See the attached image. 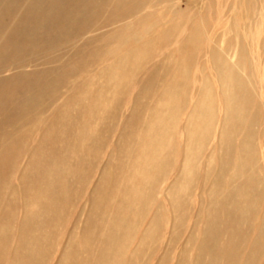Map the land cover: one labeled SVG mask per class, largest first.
Listing matches in <instances>:
<instances>
[{
    "label": "rangeland",
    "instance_id": "rangeland-1",
    "mask_svg": "<svg viewBox=\"0 0 264 264\" xmlns=\"http://www.w3.org/2000/svg\"><path fill=\"white\" fill-rule=\"evenodd\" d=\"M51 1L44 0L43 7L38 1L5 0L4 7L0 9V127H5L11 116L17 119L25 112L29 116V128L25 127V132L29 133L24 148H8L10 159L14 157L11 184L19 183L20 174L27 168V163L34 160L41 165L54 148L60 147L58 140L43 141V134L49 126L62 123L56 120L60 112H68L70 118L74 116L78 93L89 94V100L84 101H95L94 98L100 95L101 101L109 105L107 111H112V122L95 121L96 129L91 134L95 140L101 138L102 129L109 125L112 128L105 137V146L96 152L83 178L79 182H75L74 177L69 178V184L73 187L71 202L62 213L61 222L43 231V243L38 251L41 264H60L64 252L72 244L78 243L80 234L86 228L97 186L103 178L108 184L116 178L114 171L120 148L115 141L119 128L127 124L134 106L139 104L134 98L140 91V83L146 81L153 70L151 64H142L144 55L137 53L133 58L126 57V49L140 52L139 49L146 48L148 43L161 40L157 32L143 34L139 27L141 21L155 23L161 26V31H168L172 24L187 23L197 30H200L201 22L204 25L213 24V32L201 36L195 46V51L203 53L198 63L204 64L208 52L216 53V66L225 59L233 74L243 80L245 90L250 93L251 101L255 102L264 119L262 12L254 15L247 29L241 21L235 28L234 37L230 35L233 30L230 19L220 21L222 16L219 14V9L228 6L230 0H73L58 6ZM257 5L262 7L264 3L260 1ZM41 12L43 20L40 19ZM190 16L192 19L188 20ZM218 23L219 27L215 26ZM24 25H28L27 33L22 31ZM123 27L128 34L125 40L127 48L111 51L116 42L115 34ZM188 36L189 31L183 28L179 39L183 41ZM234 42L239 44L243 55H250L253 61L255 77L252 83L245 79L241 67H236L232 60L226 58L227 51H234ZM179 44L171 45L169 50L176 49ZM195 51L192 53H197ZM93 53L99 58L96 62H91L90 55ZM113 57L130 59L126 68L135 71L130 76L129 86L124 90L118 89L123 93L117 98L112 96V89L104 81L105 69ZM88 62L89 65L83 66L82 63ZM173 64V73L168 76L169 83L165 84H172L175 70L181 68L182 58L174 59ZM111 72L109 74L117 76L120 71L113 65ZM206 72L209 74V71ZM191 77L193 86H197L202 76L194 71ZM188 94L184 101L185 109L175 115L168 128L167 143L177 150L173 154H166L171 162L156 169L153 182L142 190L139 202L131 204L122 213L129 226L118 264H197V259L201 264H210L213 260L214 264H229V260L232 264H264V150L263 139L259 137L262 132L259 131L255 138L252 160L237 171L225 170L220 182L216 183L215 178L221 167L212 145L215 131H210L212 139L207 146H200L197 142L189 144L185 156L187 162L179 153L186 145V140L180 137V129L194 101L193 94ZM234 94L238 98L243 96L242 92L236 90ZM25 95L30 101L26 109L22 106ZM140 101L144 105L155 100ZM19 134L18 129L14 131V139L19 140ZM58 135L62 136L64 132L61 130ZM91 158L87 157V160ZM159 161L160 158L153 163L158 164ZM187 171L191 173L185 178L183 176ZM252 176L257 177L258 183L253 188V203L246 212L247 223L239 225L238 230L243 237L227 244L229 229L225 222L232 211L224 207L225 197L237 187H242ZM216 188L218 195L211 194ZM173 189L179 190L177 199L170 195ZM220 191L225 197H220ZM210 218L216 221L214 227L209 225ZM206 227L221 232L215 246L222 250L217 251L216 255L200 246L204 245L202 232ZM259 232L262 233L261 237L260 234L256 236ZM70 235L76 238L69 239Z\"/></svg>",
    "mask_w": 264,
    "mask_h": 264
},
{
    "label": "bare ground",
    "instance_id": "bare-ground-1",
    "mask_svg": "<svg viewBox=\"0 0 264 264\" xmlns=\"http://www.w3.org/2000/svg\"><path fill=\"white\" fill-rule=\"evenodd\" d=\"M4 1L0 0V9L4 7ZM32 1H38L43 7L45 6L44 0ZM52 1L58 6L73 0ZM230 1L228 6L219 9V14L221 13L222 16L220 21L230 19L233 28L230 35L236 37L235 28L241 21L245 23L244 27L247 29L256 13L264 14V6L257 5L260 1L264 3V0ZM43 16L41 12V20ZM190 19L191 16L188 20ZM139 25L143 34L157 32L160 42L152 41L146 48L139 49L140 52H132L126 49L125 40L128 34L123 27L115 34L116 42L110 50L119 51L124 48L128 52L126 57L130 58L140 53L144 55L142 64H151L153 70L149 78L140 83V91L134 98L139 104L134 106L127 124L119 128L115 141L120 148L119 161L114 171L116 178L109 184L103 178L102 183L97 186L93 210L88 216L86 228L80 234L78 241L76 240L78 243L72 244L71 248L64 252L60 264H118L120 249L129 226L128 220L122 213L131 204L139 202L142 190L153 182L156 169L171 162L166 154H173L177 150L171 143H167V132L175 115L185 109L184 101L188 93L193 94L194 101L189 106V115L180 129V137L186 140V145H183L179 151L185 161L189 144L197 142L200 146H207L212 139L211 130L216 133L212 145L221 167L219 175L215 178L216 183L220 182L225 170L237 171L252 160L256 146L255 138L259 131L262 132L259 137L263 139L264 150V119L255 102L251 101L250 93L245 90L243 80L233 74L225 59L216 66L214 62L217 55L214 52L207 53L204 64L198 63L203 53L195 51V46L201 40V36L213 32L215 29L213 24L204 25L201 22L200 30L187 23L172 24L168 31H161V26L151 24L147 20L141 21ZM219 25V23L215 24L217 27ZM27 26L24 25L22 28L24 33L28 32ZM183 28H187L189 36L180 41ZM179 42L176 49L169 50L171 45ZM233 44L234 51H227L226 58L232 60L236 67H241L245 79L252 83L253 61L250 55H243V50L237 42ZM194 51L197 53H192ZM176 58H182L181 68L175 70L172 84H165L169 83L168 76L173 73V60ZM90 59L91 62H96L99 58L93 53ZM129 62L128 58L113 57L111 64L105 69L104 81L107 87L112 89L114 98L122 95L123 92H119L118 89H126L130 84V76L135 74V71L126 68ZM89 63L82 64L87 66ZM112 64L119 69V75L109 74L112 73ZM194 71L202 76L197 86H193L191 79ZM235 90L242 92L243 96L238 98L234 94ZM26 95L22 104L24 109L28 108L30 103ZM87 98L89 100V94L78 93L75 102L77 111L72 118L66 111L57 115L56 120L62 123L58 126H49L42 140L45 142L58 140L60 147L54 148L41 165L34 160L27 163V168L21 172L17 185L11 184L10 180L14 157L10 159L8 148L14 147L18 150L24 148L29 133V131L25 132L29 128V116L27 112L17 119L11 116L5 127H0V147L3 149L0 151V264H41L38 251L43 243L41 240L43 231L61 222V215L71 202L73 187L69 184V178L74 177L75 182H79L96 152L105 146V137L111 130V125L100 131V139L95 140L91 134L96 129L95 121L112 122L110 117L112 111H107L109 105L101 101L100 95L94 98L95 101H84ZM152 99L155 101L144 105H142L143 101H140ZM17 129L21 136L19 140L13 137ZM61 130L64 135L59 136L58 132ZM90 156L92 158L87 160ZM158 158H160L159 165L154 164L153 162ZM190 173L191 171L185 172L183 177L188 178ZM256 183H258L257 177L252 176L242 187H237L226 197L221 191L219 192L220 197L226 198L224 207L232 211L225 222L229 229V235L226 236L227 244L243 237L238 229L240 224L247 223L246 212L253 203V188ZM217 190L218 188L212 190L211 194H217ZM178 191L173 189L170 195L177 199ZM209 221V225L214 227L215 219L210 218ZM220 234L221 232L214 228H204L202 232L204 245L200 244L201 248H206L216 255L217 251L222 250L216 249L215 246ZM259 234L261 237L260 232L256 236ZM70 238L76 237L70 235ZM195 263L201 264L199 259ZM210 264H214V260ZM229 264H232L230 260Z\"/></svg>",
    "mask_w": 264,
    "mask_h": 264
}]
</instances>
